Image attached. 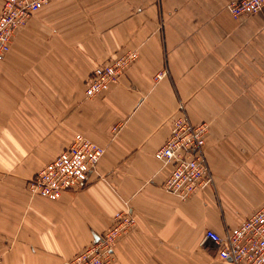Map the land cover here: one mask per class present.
Segmentation results:
<instances>
[{
  "label": "crops",
  "instance_id": "obj_1",
  "mask_svg": "<svg viewBox=\"0 0 264 264\" xmlns=\"http://www.w3.org/2000/svg\"><path fill=\"white\" fill-rule=\"evenodd\" d=\"M227 1L49 0L17 29L0 59V264H62L125 207L111 264H230L201 238L264 204V5L233 17ZM127 49L117 81L85 96L93 67ZM179 102L208 123L213 178L184 201L153 157ZM76 132L104 147L84 186L29 194Z\"/></svg>",
  "mask_w": 264,
  "mask_h": 264
},
{
  "label": "built area",
  "instance_id": "obj_2",
  "mask_svg": "<svg viewBox=\"0 0 264 264\" xmlns=\"http://www.w3.org/2000/svg\"><path fill=\"white\" fill-rule=\"evenodd\" d=\"M48 1L1 0L0 59L8 51L17 29ZM263 5L264 0H228L224 8L236 17L256 12ZM136 56L135 50L127 49L95 65L85 80L84 95L92 96L108 89ZM164 73V69L156 71L153 79H159ZM207 129V122L191 121L183 103L179 102L166 138L153 153L162 166H168L167 176L159 187L179 200L184 201L199 190L213 187L205 154ZM103 152L102 145L76 132L56 156L26 180L25 189L29 194L56 200L62 192L84 186ZM133 226L134 219L127 207L115 212L111 225L102 234L62 264H111L115 240L128 233ZM201 240L211 245L220 260L230 264H264V204L236 226L225 227L220 234L212 230L204 231Z\"/></svg>",
  "mask_w": 264,
  "mask_h": 264
},
{
  "label": "water",
  "instance_id": "obj_3",
  "mask_svg": "<svg viewBox=\"0 0 264 264\" xmlns=\"http://www.w3.org/2000/svg\"><path fill=\"white\" fill-rule=\"evenodd\" d=\"M94 239H96V238L94 237Z\"/></svg>",
  "mask_w": 264,
  "mask_h": 264
}]
</instances>
